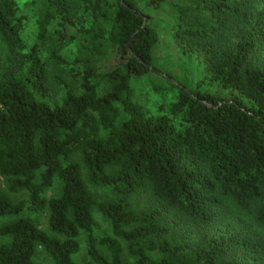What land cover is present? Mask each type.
<instances>
[{"label":"trees","instance_id":"16d2710c","mask_svg":"<svg viewBox=\"0 0 264 264\" xmlns=\"http://www.w3.org/2000/svg\"><path fill=\"white\" fill-rule=\"evenodd\" d=\"M28 7L38 43L74 47L79 84L53 94L19 1L0 0V220H13L0 264H43L39 251L52 264H264V0ZM167 32L178 61H199L196 83L155 66ZM144 85L166 100L155 113Z\"/></svg>","mask_w":264,"mask_h":264},{"label":"rangeland","instance_id":"374dc122","mask_svg":"<svg viewBox=\"0 0 264 264\" xmlns=\"http://www.w3.org/2000/svg\"><path fill=\"white\" fill-rule=\"evenodd\" d=\"M22 8V13L27 17V27L24 30V39L28 47H33L36 44L40 45L41 55L43 60L47 65V69L50 75V84L53 94L58 95L60 98L68 90H77L78 88V78L76 77V71H73L72 64L75 59V49L73 46H60L56 41L54 35L50 36L47 41L44 43H38L36 40L37 30L35 28V12L33 9L28 7L30 0H18ZM167 40L163 38L161 47L158 49V58L155 66L162 71L164 74L175 75L180 78L179 80L186 79L189 81V84L196 83L203 74L200 73L199 61L196 57L192 60L190 65H186L184 61H178V58L175 57V49L173 43L168 40V32L166 33ZM185 64V65H184ZM78 69V67H77ZM156 82V81H155ZM146 85V84H145ZM143 86L147 96L144 98V106L152 112H156L159 105L166 103L162 94L150 92L149 86ZM166 96V95H165ZM166 97H169L167 94ZM0 187L5 189V183L2 178H0ZM93 192L100 201H105L110 199V193L104 192L97 188H92ZM143 197V196H142ZM24 196L19 198L13 197L14 200L24 199ZM144 201V198H143ZM146 203V202H144ZM146 207V205H145ZM37 219L39 225L43 228H46V219L42 215L33 216ZM13 221L12 219H3L0 220V226L8 222ZM98 221L102 224H105L101 218H98ZM107 230L106 225H104ZM1 244V243H0ZM81 253L79 254L77 260L83 262L88 259L87 257V244L86 237L81 239ZM38 261L43 264H52L49 257L42 251L38 252L37 255Z\"/></svg>","mask_w":264,"mask_h":264}]
</instances>
